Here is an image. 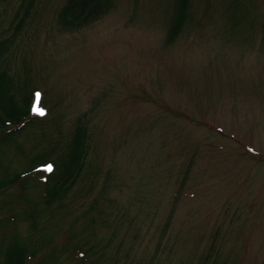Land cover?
<instances>
[{
    "label": "rangeland",
    "instance_id": "rangeland-1",
    "mask_svg": "<svg viewBox=\"0 0 264 264\" xmlns=\"http://www.w3.org/2000/svg\"><path fill=\"white\" fill-rule=\"evenodd\" d=\"M110 1L65 30L66 0H31L0 56L44 108L0 134V264H264V0ZM21 4L0 0V37ZM77 122L88 178L49 210L26 170Z\"/></svg>",
    "mask_w": 264,
    "mask_h": 264
},
{
    "label": "trees",
    "instance_id": "trees-1",
    "mask_svg": "<svg viewBox=\"0 0 264 264\" xmlns=\"http://www.w3.org/2000/svg\"><path fill=\"white\" fill-rule=\"evenodd\" d=\"M25 3V0H22V4L19 6L23 8V14L14 25L12 33L4 38L0 37V56L10 50L18 31L22 28L30 12L31 0L29 3ZM110 7V0H66L58 12V23L65 30L79 29L106 14ZM181 9L185 11L187 6L184 4ZM18 12L19 10L16 11L15 17ZM176 33V29L172 31L170 29L167 40L172 41L176 37ZM13 77L14 75L12 76L6 69L0 70V134L8 127L13 128L16 132L21 131L35 117L44 116V114H39L41 111L44 113L40 92L36 88L14 89L15 80ZM67 144V151L61 154L62 152H57L58 146L51 142L49 149L54 154L47 158L38 154L35 155L32 157L33 166L26 170L29 172L27 174L39 175L42 182H52L46 188L45 195L42 197L43 203L47 204L46 208L49 210L58 201H68L71 198L73 200V187L75 184L78 180L88 178V175H83L88 149V135L84 124L80 122L75 124ZM49 166L52 168L51 172L46 170ZM18 176L19 174L16 175V180ZM90 177H92V174H90ZM12 181L10 180V183H8L11 184ZM3 187L6 186L1 188ZM21 253L18 249H14L12 254L6 258L5 263L24 264ZM200 264L206 263L202 261Z\"/></svg>",
    "mask_w": 264,
    "mask_h": 264
},
{
    "label": "snow or ice",
    "instance_id": "snow-or-ice-1",
    "mask_svg": "<svg viewBox=\"0 0 264 264\" xmlns=\"http://www.w3.org/2000/svg\"><path fill=\"white\" fill-rule=\"evenodd\" d=\"M39 114H40V115H43L44 113L41 111V112H39ZM46 170L49 171V172H51V171H52L51 166H49Z\"/></svg>",
    "mask_w": 264,
    "mask_h": 264
}]
</instances>
